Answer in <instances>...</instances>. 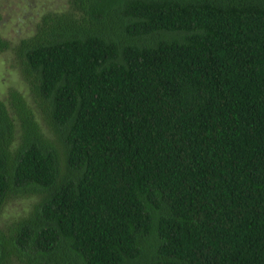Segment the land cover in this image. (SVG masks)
Returning <instances> with one entry per match:
<instances>
[{"label":"trees","instance_id":"1","mask_svg":"<svg viewBox=\"0 0 264 264\" xmlns=\"http://www.w3.org/2000/svg\"><path fill=\"white\" fill-rule=\"evenodd\" d=\"M11 49L0 264H264V0H67Z\"/></svg>","mask_w":264,"mask_h":264},{"label":"rangeland","instance_id":"2","mask_svg":"<svg viewBox=\"0 0 264 264\" xmlns=\"http://www.w3.org/2000/svg\"><path fill=\"white\" fill-rule=\"evenodd\" d=\"M66 6L67 0H0V33L16 43L21 37L34 33L45 12L63 10ZM14 55L12 49L0 53V97L7 98L10 87H16L30 97L27 84L13 64ZM30 201L26 197L12 198L3 208L0 223H9L12 217L24 213L30 207Z\"/></svg>","mask_w":264,"mask_h":264}]
</instances>
